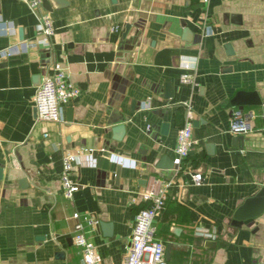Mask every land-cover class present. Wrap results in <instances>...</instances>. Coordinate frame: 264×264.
I'll return each instance as SVG.
<instances>
[{
    "label": "crops",
    "instance_id": "1",
    "mask_svg": "<svg viewBox=\"0 0 264 264\" xmlns=\"http://www.w3.org/2000/svg\"><path fill=\"white\" fill-rule=\"evenodd\" d=\"M48 1L49 10L40 1L32 11L0 0V47L37 36L42 14L53 27L47 48L0 59V264H84L76 220L102 264H120L150 175L169 181L153 221L165 264H262L264 212L230 221L264 186V0ZM59 68L78 93L61 121H37L35 88ZM183 72L192 82L179 81ZM238 90L254 91L260 103L227 104ZM183 104L194 142L179 160ZM235 108L252 126L246 134L227 130ZM117 124L123 132L114 139ZM67 152L79 154L69 198L60 181ZM161 156L175 167L156 168Z\"/></svg>",
    "mask_w": 264,
    "mask_h": 264
},
{
    "label": "built area",
    "instance_id": "2",
    "mask_svg": "<svg viewBox=\"0 0 264 264\" xmlns=\"http://www.w3.org/2000/svg\"><path fill=\"white\" fill-rule=\"evenodd\" d=\"M22 1L27 3L33 11L40 5L41 0ZM52 34L53 27L50 19L46 14H42L38 17L37 36L32 39H20L8 47H0V59L15 53L25 52L31 48H47L49 37ZM182 67L185 70L190 68L186 62L182 64ZM179 81L190 83L192 78L188 72H183L179 75ZM77 93L78 88L67 81L65 72L62 69H56L51 75L44 76L36 86L33 96L35 119L37 121H61L62 107ZM183 106L185 107L184 122L177 129L174 145V153L179 160L187 155L194 142L191 137V111L187 104H183ZM227 130L234 135H243L251 131L252 126L247 115L240 109L235 108L230 113ZM43 136H46V133ZM78 156L79 154L67 152L62 157L60 181L63 194L67 198L77 189V185L68 178V172L71 164ZM191 179L193 183L198 184L201 180V174L196 172L192 174ZM168 185V180H162L155 175L148 177L140 192V197L145 205L140 207L134 214L129 247L120 264H165L163 257L164 244L155 236L153 221L164 206ZM72 217L76 219L78 214L73 213ZM86 221L94 223L91 218H86ZM73 230V243L79 249L83 263L102 264L95 246L83 234L82 224L79 221H75ZM196 234L204 238L213 237L211 233L200 229H197Z\"/></svg>",
    "mask_w": 264,
    "mask_h": 264
},
{
    "label": "water",
    "instance_id": "3",
    "mask_svg": "<svg viewBox=\"0 0 264 264\" xmlns=\"http://www.w3.org/2000/svg\"><path fill=\"white\" fill-rule=\"evenodd\" d=\"M57 3H63L62 0H52ZM41 4L44 8L49 10L50 4L48 0H41ZM182 25V34L188 35L189 30L185 26L183 20L180 21ZM226 51H230L229 44H225ZM165 92H167V88L165 86ZM229 105L237 106V105H258L260 103L257 94L254 91H246V90H238L234 93V95L226 102ZM35 113V110H34ZM162 128L165 126L162 125ZM112 132H116L118 135L113 136L114 139H118L119 135L123 132V125L117 124L112 127ZM121 136V135H120ZM240 136H236L235 139H239ZM156 168L160 169H173L175 167L174 163L167 159L165 156H161L158 162L155 165ZM118 168H116L114 176L117 177ZM0 176H1V168H0ZM264 212V186H260L255 194L245 198L240 205L236 207L231 216V225L237 226L239 223L248 222L251 219L259 216ZM99 226L101 228L107 229V234H110L109 229L110 225L107 223L96 222V227ZM167 250V245H166ZM58 255V253H56ZM60 255V254H59Z\"/></svg>",
    "mask_w": 264,
    "mask_h": 264
}]
</instances>
